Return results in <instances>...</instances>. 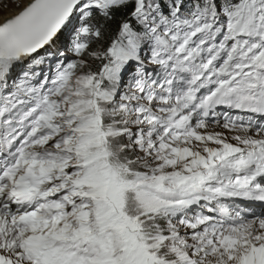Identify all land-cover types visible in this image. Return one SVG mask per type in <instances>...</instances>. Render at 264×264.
Here are the masks:
<instances>
[{
  "label": "snow or ice",
  "instance_id": "1",
  "mask_svg": "<svg viewBox=\"0 0 264 264\" xmlns=\"http://www.w3.org/2000/svg\"><path fill=\"white\" fill-rule=\"evenodd\" d=\"M0 264H264V0H0Z\"/></svg>",
  "mask_w": 264,
  "mask_h": 264
}]
</instances>
